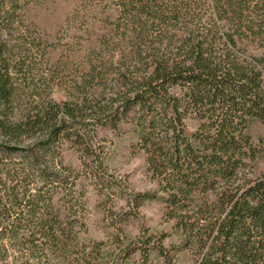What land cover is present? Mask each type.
Here are the masks:
<instances>
[{"label": "trees", "instance_id": "1", "mask_svg": "<svg viewBox=\"0 0 264 264\" xmlns=\"http://www.w3.org/2000/svg\"><path fill=\"white\" fill-rule=\"evenodd\" d=\"M44 1L0 0V264H264V135L249 132L264 127V0H106L116 17L70 76L75 59L51 64L54 43L25 21ZM125 123L154 191L108 168L102 135ZM85 177L106 240L84 236ZM151 200L177 241L125 233Z\"/></svg>", "mask_w": 264, "mask_h": 264}, {"label": "rangeland", "instance_id": "2", "mask_svg": "<svg viewBox=\"0 0 264 264\" xmlns=\"http://www.w3.org/2000/svg\"><path fill=\"white\" fill-rule=\"evenodd\" d=\"M28 25L45 33L54 43V51L50 56V63L58 60L75 59V63H66L64 75H75L76 69L84 67V57L95 45L97 38L110 27L109 21L115 19L116 12L109 7L106 0H46L42 3L30 5L24 11ZM191 126L195 123L191 122ZM249 132L256 139L264 135V127L254 122ZM107 154V165L112 174L121 177L127 182L130 192L154 191L158 188L156 181L150 178L147 172L145 154L136 145L138 136L132 124L122 125L119 133L107 132L102 135ZM63 158L66 164L77 170L82 169L80 154L68 144L64 145ZM87 189L89 215L87 220L88 231L85 237L93 240H106L115 228L110 226L112 221L106 217L103 210L97 207L102 196L97 192L89 178H82ZM115 211H130L126 195L114 199L111 204ZM165 206L159 200L147 201L135 211L130 223L124 225L128 235L139 234L143 226L157 232L168 231L171 234L166 244L177 241L171 229V224L164 217ZM105 218V220H103ZM119 227L120 224L116 223ZM132 264V263H131Z\"/></svg>", "mask_w": 264, "mask_h": 264}]
</instances>
